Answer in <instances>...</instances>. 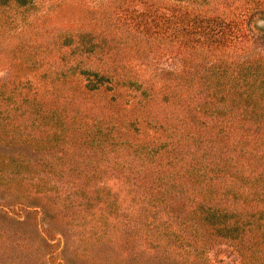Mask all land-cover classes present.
I'll return each instance as SVG.
<instances>
[{"label": "trees", "instance_id": "trees-1", "mask_svg": "<svg viewBox=\"0 0 264 264\" xmlns=\"http://www.w3.org/2000/svg\"><path fill=\"white\" fill-rule=\"evenodd\" d=\"M46 1L0 0V264H264V35L250 19L264 0L129 9L136 51L180 30L182 68L206 50L219 70L161 80L164 112L130 126L88 100L120 80L79 63L118 62L114 36L53 30ZM102 13L110 25L127 4Z\"/></svg>", "mask_w": 264, "mask_h": 264}, {"label": "rangeland", "instance_id": "rangeland-1", "mask_svg": "<svg viewBox=\"0 0 264 264\" xmlns=\"http://www.w3.org/2000/svg\"><path fill=\"white\" fill-rule=\"evenodd\" d=\"M140 0H49L48 11L50 12L52 19L50 26L53 30L58 28H71L80 29L85 28L94 33V35H101L102 31L109 32L108 35L114 36V40L108 44V47H112V50L119 52L115 57L118 62H101L96 59V56H84L80 55L79 63L81 66L90 67L94 70L99 69L100 72H104L106 75L116 77L120 80L119 83L115 84L114 80L111 81L112 88L105 90L102 93L94 94L88 98L89 102L94 104H99L102 102H107L111 99L113 104L108 105L107 109L99 110L100 115H106L110 112V106L113 112L118 116L123 122V124L129 125L131 120L138 118L140 123H144L147 112L153 114L158 112L162 114L164 112L163 103L160 100L161 90V80H165L166 83H171L173 80L177 79V76H216L219 72L218 69H213L212 72L209 68L213 62V54L211 51L203 50L199 55L192 57L189 62V68H182L181 57L183 53L178 45L177 37L180 36L181 31H176L175 40L169 41L168 28L165 27L164 38L159 42H150L149 44L145 42H140L142 45L139 46L136 51L134 46L135 40L129 38V9L145 8V4L151 1L158 3L163 6V9H170L176 0H146V2H139ZM145 1V0H144ZM235 0H183L179 1L180 5H186L189 8L199 7L205 8L208 12L212 14H219L221 12H228L232 8V3ZM44 2V1H43ZM44 4V3H42ZM119 4H127V14H122L116 19L112 24L102 23L103 20V8L113 9ZM45 5V6H47ZM40 7H32L28 14H34L38 12ZM105 17V15H104ZM251 25L255 33L259 36L264 35V14L254 13L251 15ZM215 52V51H214ZM212 60V62H211ZM255 58L251 57L250 63L251 70H256L255 66L261 63L256 62ZM211 62V63H210ZM126 64L125 69H116L113 71L112 66L115 64ZM106 64V65H105ZM106 66V67H105ZM109 67V68H108ZM255 68V69H254ZM215 74V75H214ZM242 73H239V75ZM177 75V76H176ZM93 75H91L92 77ZM83 77V76H82ZM136 78L137 85H122L121 81L123 78ZM157 78V79H156ZM81 78V84H83L84 79ZM160 79V82H158ZM163 82V81H162ZM80 84V85H81ZM147 85L148 92L151 93V97L144 102L141 95L142 87ZM180 110L181 105L178 107ZM173 110V107L167 106L166 110ZM177 109L175 111H178ZM107 116L106 118H108ZM142 121V122H141ZM153 121V119H151ZM147 125V124H145ZM144 125V126H145ZM130 126V125H129ZM146 128V127H145ZM146 130L147 134L146 140L152 142L159 141L165 136L166 132L151 133L150 130ZM145 132V131H143ZM143 132L130 131L132 135L137 137H142ZM153 134V135H151ZM161 136L160 139L155 138L156 136ZM163 136V137H162ZM34 215V214H32ZM65 238V236H64ZM73 242L69 241V244L62 245L61 242H57L54 249H57L59 257L71 258L73 256ZM121 256V255H120ZM123 257V256H122Z\"/></svg>", "mask_w": 264, "mask_h": 264}]
</instances>
